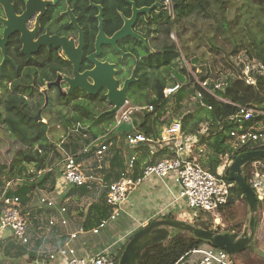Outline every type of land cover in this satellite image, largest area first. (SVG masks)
Masks as SVG:
<instances>
[{"label":"trees","instance_id":"obj_1","mask_svg":"<svg viewBox=\"0 0 264 264\" xmlns=\"http://www.w3.org/2000/svg\"><path fill=\"white\" fill-rule=\"evenodd\" d=\"M171 1L174 9V18L172 19L168 13L165 12L167 22L160 25V32L162 34L164 33L169 39L174 32H177L179 38L183 39L180 44L181 46H177L174 42L167 43L163 41L159 46L160 54L152 55L147 59L150 68L148 67L146 70L142 69L141 84H139L130 95V102L133 105L153 107L152 112L138 115L137 117L138 119L141 118V120L137 119L139 124L137 132L146 135L152 141L160 140L164 125L167 124L166 126H169V123H172V121L162 120L166 114H169V116L173 115V108L170 102L174 103V105L176 104V111L178 112L181 110L182 102L193 97L195 90L199 88L189 69L184 68L183 70H179L177 66L181 58H185L183 60H186L190 64L191 70L193 72L198 71L196 64L200 59H192L194 52H191L187 45L188 40L184 38V33L187 31L188 24L192 25L193 22H197L199 19L207 20L210 30L204 28L198 31L200 36L199 40L207 41L209 45L219 49L220 47L217 45V40H228L231 43V53L228 54L221 47V49L227 53L228 57L238 56L239 54L247 52L251 57L250 60H256L264 66V0ZM165 17L163 15L162 20ZM200 48H202V43L199 44L195 50H199ZM228 60V65L226 63L227 68L234 70L233 73L236 74L228 77L227 87H224L218 95L229 102L220 103L213 97L206 95L212 109L209 110L207 107L197 105L195 106V111L186 114L181 122L182 134L186 137H196L198 145L204 149L200 163L204 168L216 175L220 167L225 164L224 159L227 155H229L232 160H235L243 153L264 150V145L250 146L245 149L236 150L230 147L231 134L238 130L240 126V123L234 119L240 112V108L236 105L251 107L257 111L264 112V71L257 75L256 85L251 86L246 84L242 79L243 70L241 66L237 65L235 60ZM229 65L231 68L228 67ZM197 77L199 80L205 81L210 78V71L206 67H203L202 71L197 73ZM214 78L213 80L220 79L219 76H215ZM46 81H49V78L42 77L39 81L40 85H44ZM20 82H26V80ZM177 84L182 85V89L170 98H166V88ZM187 86H191V89L188 91L186 89ZM192 86H195V88ZM4 87V84L0 82V89ZM15 91L17 90L15 89ZM9 95L10 93L7 92V96ZM22 95L23 93H21V95L15 93L11 95V99L20 101H14L15 105H7L6 107L8 111H13L20 116L22 118V123L25 118H31V124L34 125L35 128L34 137L26 139L27 145L25 147H22V145L21 147L15 146L16 141L17 143L20 142L16 135L10 133L9 129L5 126L6 119L2 118L0 115V127L4 130V138L0 136V145L3 144L0 150V179L8 175L20 181L16 187L11 188V185L8 184L4 191H0V202L2 201L3 194L6 192L7 198H18L21 205L26 206L32 201L36 191H40V189L43 188L49 189L47 188L49 182L52 183L53 189L55 188L57 177L61 174L58 165L65 159L66 154L78 155V152L84 147L92 146V142L95 138H99V135L107 134L108 129L114 123L115 115L99 117L102 109L105 108V104L100 101L95 102L87 98L84 102L74 103L70 108L71 111L79 115L82 121L84 120L86 123L78 126L76 131L78 134L72 135V139L69 140L70 143L65 145L62 149L57 147L58 145L53 143L50 139L47 133L48 124L43 122L44 119L42 118L40 121L36 119V114H38L39 110L42 108V101L36 102L34 98L35 95L32 96L29 94V100H26V96L24 98ZM38 96L42 97L41 95ZM2 97L3 94H1L0 99ZM16 106L20 108V112L17 111ZM258 120H264V118ZM255 122L256 120L245 122L244 128L253 126ZM64 125L65 127H70L69 121H65ZM203 127L206 131L202 134L201 131ZM68 130L69 128H67V131ZM127 137L128 134L111 133L104 139L105 144H112L111 149L112 147L114 148V155L118 160H123L122 156L125 157L123 150L128 148ZM118 139L120 143H118ZM93 151H95V149ZM88 156H90V154L78 155L76 158L77 161L80 162L84 157ZM173 156L174 155L170 153V148L158 149L154 155H151L148 147H144L140 160L137 163L134 177H138L141 174L142 167L145 168L148 165H155L162 159L171 158ZM1 159L4 160L5 163H1ZM256 161H261L264 164V159ZM254 162L248 163L243 168V177L247 182H250L252 165ZM29 166L34 167L35 173L31 176L33 177L32 179H24L22 177L26 176L25 172ZM40 172L41 175H39ZM224 177L229 183H232L234 187L232 188L227 205L220 209L221 216L226 217L229 214L230 217L235 218L237 215L236 208L238 203L240 201L245 202L247 205L248 203L241 186L231 181L230 168L225 169ZM3 184L4 183L0 182L1 187ZM73 190H78L81 195H86L90 191L87 187L74 188ZM1 205L2 203H0V206ZM260 209H264V203L258 201L257 211ZM111 212L112 209L106 204L104 199L101 200V203H99L96 209L90 213L92 214L94 222H89L91 225L89 227H99L101 221L110 218ZM163 219L168 220L172 218L168 215ZM254 219L257 224L258 219ZM211 221L212 219L210 218V222ZM197 222H199V225L193 226L198 229L210 231L215 234L221 231V228L213 230L211 225L208 226L199 219H197ZM111 223L114 222H110L108 226ZM242 227V224H239L229 228L227 231L240 233ZM187 234L188 231H178L164 242L149 245L142 253L137 264H176L181 258L186 257L195 249L212 247L209 241L197 237H189ZM132 237L128 239L124 246L116 250L115 255H112L116 264H120L125 249ZM31 258L35 260V257L32 256Z\"/></svg>","mask_w":264,"mask_h":264},{"label":"flooded vegetation","instance_id":"obj_2","mask_svg":"<svg viewBox=\"0 0 264 264\" xmlns=\"http://www.w3.org/2000/svg\"><path fill=\"white\" fill-rule=\"evenodd\" d=\"M0 2L6 6L11 17V34L4 40L5 13L0 8V19H2L0 42L6 47V56L0 51V82L6 81L8 85L11 79L8 76L10 73L11 83H17L13 86L17 90H14L15 94L21 95L23 91H27V95L34 93L35 99L41 95L42 97L38 96V101H42L43 104L36 116L37 119L41 112L40 120L43 118L42 115L47 114L54 107L62 106L70 109L74 103L84 102L87 98L105 104L101 116L106 117L107 115L104 114L111 110L105 89L96 95H89L81 90L69 94L70 86L67 82L75 78V64L61 49L57 50L49 46L52 39H66L76 52H81V57L74 55L72 58L82 59L79 74L84 75L96 68L90 59L96 53V43L102 25L106 39L111 42L102 46L101 56L96 59L114 67L113 78L118 82L119 89H122L127 81L135 78L128 92V102L130 95L141 84L143 70L149 67L147 59L152 55L160 54L159 46L163 41L174 42L172 38L175 32L170 39L160 32V25L167 22L165 12L172 19L174 18V13L169 14L165 0L164 2L163 0H0ZM134 9L148 10L139 13L131 24L132 31L143 40L131 36L115 39L114 37L123 30L127 22L133 20ZM163 15L165 18L162 20ZM175 44L179 46L178 43ZM24 47H29L27 54L22 53ZM35 47L38 49L34 51ZM183 59L185 58H181L178 62L179 70L188 68L189 63ZM42 77L49 78L44 85H40L39 82ZM22 80L26 82H20ZM88 80L93 83L91 79ZM50 84L52 85L48 88ZM3 90L8 92L11 89L4 87ZM44 91H47V94ZM46 96L49 104L44 109ZM231 234H238L240 238L250 236L247 231L243 234Z\"/></svg>","mask_w":264,"mask_h":264},{"label":"built area","instance_id":"obj_3","mask_svg":"<svg viewBox=\"0 0 264 264\" xmlns=\"http://www.w3.org/2000/svg\"><path fill=\"white\" fill-rule=\"evenodd\" d=\"M166 8L169 14L174 13L171 0H165ZM237 65H240L243 70L242 79L246 84L255 86L257 83V75L264 71V66L256 60L250 59H235ZM187 67L196 80V85L199 88L195 90L194 97L203 107H207L204 100H207L206 95L213 97L217 102L228 103L222 99L218 93L227 87L228 82L222 83V77L218 80L209 78L201 81L197 77V72L191 70L190 64ZM195 88V86H192ZM182 89V85L177 84L170 86L165 90V97L170 98ZM1 94V92H0ZM208 101V100H207ZM239 114L234 118L240 123L238 130L232 132L230 139L231 149H245L250 146L264 145V112L257 111L251 107L238 106ZM211 110V105L207 107ZM153 111V107L135 106L130 102L115 115L113 125L108 129L107 135L116 132L120 125L132 124L137 120L138 115H143ZM256 120L255 124L249 128H244L245 122ZM138 121V120H137ZM182 119L173 120L169 126H166L161 139L152 141L146 135L137 132L134 129L128 133L127 145L129 154L127 157L126 171L122 176L113 183L106 185L103 178L89 174V170L83 164L77 161L78 155H89L93 150L92 146H86L78 155H67L59 164V172L65 180L66 184L74 188L87 187L93 190L95 185L100 186V190L105 189V202L112 209L110 218L100 223L99 227L94 230L98 234L100 230L105 229L110 222L117 221L120 218L122 207L128 200L132 191L138 188L146 179L151 176L165 180L168 177H173L181 186L179 198L185 201L186 206L194 213L204 212L215 217V220L220 217V209L225 207L231 196V191L234 185L229 183L224 177L226 168H230L234 162L229 155L226 156L227 162L222 165L216 174L203 167L200 163L199 156H202L204 149L198 143H192L194 136L185 138L187 150L183 151V143L181 142L182 134ZM205 128H202L201 133H205ZM107 135L103 137L106 138ZM196 138V137H195ZM175 149V154L171 158H164L155 165H148L141 169V174L135 176V170L138 161L142 155L144 147H148L149 153L154 155L158 149L163 148ZM109 150L107 144L99 145L95 148L94 156L97 163V170L102 171L106 153ZM41 174V173H40ZM98 181V182H97ZM253 189L258 201L264 203V164L261 161H255L252 165V176L248 182ZM0 233H12L15 241L18 244L28 245L29 239V222L23 212L22 205L18 198H7L5 192L0 202ZM43 206L54 209L55 204L41 200ZM62 213H66V208H62ZM68 224L67 220L62 222L63 226ZM55 226L53 220L50 223ZM76 238V236H72ZM54 258V257H52ZM47 259L42 257L39 264H45ZM67 264H116L111 257L109 250L100 252L93 257L75 256L74 250H71V258ZM176 264H234L232 257L224 250L209 247L206 249H195L186 257L181 258Z\"/></svg>","mask_w":264,"mask_h":264},{"label":"crops","instance_id":"obj_4","mask_svg":"<svg viewBox=\"0 0 264 264\" xmlns=\"http://www.w3.org/2000/svg\"><path fill=\"white\" fill-rule=\"evenodd\" d=\"M103 136L99 135V138L93 140L92 143L95 145L92 144V150L98 145L105 144V138ZM185 138L188 137H181L183 151H186L188 147ZM193 138L194 142L197 143V138ZM100 140L102 142L98 143ZM118 143H120L119 139ZM111 145H108L109 150L106 153L102 171L97 170L94 151L90 153V156L84 157L80 161L89 170L90 175L92 174L96 177L103 178L106 185L115 182L126 171L127 157L129 154V149L123 148L126 158L122 156L123 160H118L112 152ZM170 153L172 155L175 154L173 146L170 148ZM67 155L75 154L67 153ZM4 189L5 187H2L1 191H4ZM52 189L53 187L50 190L40 189V191L46 190V192H44L45 194H40L38 203L35 201L32 203L31 201L28 205L22 206L23 212L29 222L28 233L31 246H29L30 244L27 246L18 244L10 232L0 233V264H39L42 257L47 259L45 264H67L71 258V250H74L75 256L78 258L93 257L100 252L109 250L113 258L112 255L116 254L118 248L124 246L130 237L148 226L152 221L165 220L163 219L164 217L178 214L180 212L179 209L187 207L185 201L179 198L181 186L173 177L162 180L151 176L132 191L122 207L120 218L96 234L94 230L97 228L89 227L91 226L89 222H94L92 214L90 213L96 209L99 203H101V200L104 199L105 201V189L100 190V186L95 185L94 189L90 190L86 195L76 194L73 190L74 187L67 185L61 174L58 175L56 186ZM46 194L54 195L57 199V202H53L55 204L54 209H50L41 204V200L45 199ZM79 202L84 203V206L80 205ZM85 202H87L88 208L81 212L71 211L69 207L70 204L73 206L78 204L77 206L80 205L82 208H85ZM62 208H66L67 212L62 213ZM33 211L35 213L43 212L44 217L38 216L33 222L30 217V215H33ZM211 217L213 218V216ZM220 217H222L221 212ZM220 217L216 222L220 220ZM53 220L56 221L55 226L50 225ZM65 220H67L68 224L63 226L62 222ZM182 220L179 219L177 221L184 222ZM262 220H260V222L262 221L261 223L258 221L255 224L254 239L257 238V242L263 244L264 219ZM219 226L220 223L213 230L219 229ZM170 230L171 234L184 231L178 229ZM227 233L231 234L232 232L227 231L222 233L220 231L218 234ZM74 235L76 238H72ZM254 239L251 244H253ZM32 256L35 257V260L31 258Z\"/></svg>","mask_w":264,"mask_h":264},{"label":"rangeland","instance_id":"obj_5","mask_svg":"<svg viewBox=\"0 0 264 264\" xmlns=\"http://www.w3.org/2000/svg\"><path fill=\"white\" fill-rule=\"evenodd\" d=\"M204 28H207L210 30L208 26V21L205 19H199V21L193 22L192 25L188 24L187 31L184 33L185 34L184 38L188 40L187 45L189 49L191 50V52L195 53V54L193 53L192 59H200V61L196 64L198 68V73L202 71L203 67H206L210 71V78L215 79L214 78L215 76H219L220 78L222 77L221 78L222 83L228 82V77L230 75L232 76L236 74V73H233L234 70L227 68L226 63L228 65V61H229L228 59H232V61H234L235 59H251V57L249 56L247 52L239 54L238 56L228 57L227 53L229 54L232 51L231 43L228 40H224V39L217 40V45L220 47V49L209 45V42L207 41L199 40L200 36L198 34V31H201ZM178 36L179 35H177V33L175 32L172 39L175 43H178L180 45L183 39L179 38ZM201 43H202V48H200L199 50L198 49L195 50L196 47H198V45ZM221 47L227 53H225L221 49ZM230 65L228 67H230ZM8 76L11 78L10 80H12V76L10 73ZM10 80L8 81V85L6 81L2 82L4 86L6 87V89L8 90L11 89V90L8 91L10 95L7 96V92H5V90L2 89L4 94H3V97L0 99V115L2 116V118L6 119L5 126L9 129L10 133L12 135H16V137L18 138L20 142V143H17L16 141L15 146L21 147L22 145V147H25L27 145L26 139L34 137L35 128H34V125L31 124L32 123L30 121L31 118L30 119L28 117L25 118L24 122L22 123L21 122L22 118L20 116L15 114L13 111L7 110V107H6L7 105L13 106L15 105L16 101L17 102L20 101V100H13L10 98L11 95H14L15 89L13 88V86L17 84V83L12 84ZM186 89L188 91L189 89H191V86H187ZM22 93H23L22 96L25 98L24 95H26V100H29L27 91H23ZM193 97H191L190 99H186L184 102H182L181 110H179L178 112L176 111V107H177L176 104L174 105V103L170 102V105H172V108H173V111H172L173 115L169 116V114H166L162 118V120L163 121H173V120L183 119L186 114L195 111V106L201 105V104ZM38 99L39 97L37 96V99L35 100L38 101ZM16 108H17V111L20 112V108L18 106H16ZM42 117L44 119L43 122L45 121L48 124L47 133L50 139L52 140L53 143L58 145L57 147L62 148V149L64 148L65 145L70 143L69 140L72 139L71 138L72 135L78 134V132H76L78 126L80 124L83 125L86 123V121L84 120L82 121V118L79 115L71 111V109L65 108L62 106L56 107V108L54 107L53 110L49 111L47 114L42 115ZM138 120H141V118H139ZM65 121L66 122L69 121L70 127H65L64 125ZM166 125H164L163 129H165ZM67 128H69L68 131H67ZM163 129H162V133H163ZM3 134H4V130L3 128L0 127V136L4 138ZM100 142H102V140L98 141V143ZM191 142L194 144L196 143L194 142V138H192ZM78 143H79V140H78ZM2 146L3 144L0 145V150L2 149ZM112 152L114 153L113 147H112ZM202 157L203 156H199L200 161ZM225 162H227L226 157H225ZM1 163H5V161L1 159ZM34 171H35L34 167L29 166L27 168V171L25 172L26 176L27 175L28 176L27 177L23 176L22 178L32 179L33 177L31 176L35 173ZM40 173L39 175H41ZM0 182L4 183L2 187H6L8 186V184H10L11 188H14L17 186V184H19L20 181L16 178L14 179L12 176L7 175L5 178L0 179ZM49 185L50 186L48 187L50 189L52 187V183L49 182ZM2 187L0 186V191ZM42 191L41 192L36 191V193L34 194V198L32 199V203L34 201L38 203V200L40 199V194L46 192V190H42ZM74 193L81 194L78 190L74 191ZM45 199L50 202H57V199L55 198V196L51 194L50 195L46 194ZM79 203L80 205L84 206V203L82 202H79ZM77 205L78 204H75L73 206L70 204L69 207L71 211L81 212L82 210H87L88 208L87 202H85V208H82V206L80 205L77 206ZM179 211L180 212L178 214L170 215L173 220L183 219L182 221H184L185 223H188L191 225H199V222H197V219H199L201 222L206 223L208 226L211 225L212 229H215L216 225L220 223L219 227L222 229L221 230L222 233L227 232L229 228L242 224L243 227L240 233L243 234L245 233V231H247L248 236L251 235L250 223H251L252 218L253 217L257 218L259 222L260 220L264 219V209H260L255 214H253L250 210L249 205H247L243 201H240L237 205V208H236L237 215L235 216V218L230 217V215L228 214L226 217L224 216L220 217V220L218 222H216L217 219L215 220V217L212 218L211 215H209L208 213H204L201 211L198 213H194L191 210H189L188 207L179 209ZM38 216L44 217L43 212L35 213V211H33V215H30L31 220L33 222H34V219ZM210 218L212 219L211 222H210ZM172 235L173 233L170 236L172 237ZM187 235L189 237L196 238V236H194L195 234L192 232H188ZM24 246H27V245H24ZM29 246H31V244ZM231 257L235 264H264V243L262 244L260 242H257V238H256L254 239L253 244H250V246L246 250H244L243 252L237 253L235 255H231Z\"/></svg>","mask_w":264,"mask_h":264},{"label":"water","instance_id":"obj_6","mask_svg":"<svg viewBox=\"0 0 264 264\" xmlns=\"http://www.w3.org/2000/svg\"><path fill=\"white\" fill-rule=\"evenodd\" d=\"M0 8L5 13V21L4 24L6 26V30L4 32V40L11 34L10 22L11 17L9 16L8 10L6 6L0 2ZM134 17L133 20L128 21L127 25L120 31L114 38L120 39L127 36H131L133 38L143 40L142 37L136 35L132 29L131 24L135 21L137 15L139 13L147 12L148 10L144 9L141 11H136L134 9ZM2 21V19H0ZM24 34V33H23ZM43 40V39H42ZM1 41V40H0ZM111 41L106 39V36L103 32V26H100V34L96 43V53L91 57V61L96 65V68L84 75L79 74L80 63L82 59H73L74 55L79 57L82 56L81 52H76L71 46V43L66 39H52L50 41L51 47L59 50L61 49L65 56L70 58L71 61L75 64V78L68 80V84L70 86L69 94L72 95L76 90H81L84 93L89 95H96L101 90H107V100L110 103L111 110L106 112L104 115H116L125 105L128 99V92L130 90V86L135 78L129 80L125 83L122 89H119L118 82L113 78L114 75V67L107 64L101 63L96 58L101 56L102 46L104 44H108ZM0 51L4 56H6V47L5 44L0 42ZM40 44V43H39ZM29 47H24L23 54H27ZM37 50L38 47L34 48ZM6 61V60H5ZM4 61V62H5ZM88 79H91L93 83H90ZM52 84L48 86L51 87ZM54 85L59 86L57 83ZM61 89V88H59ZM47 94V91H44ZM48 97L46 96V104L44 109L48 106ZM205 105L209 106V101L204 100ZM41 112L37 117V121H40ZM139 126L137 120H135L132 124L120 125L117 127L116 132L118 134H128L132 132L134 129H137ZM264 159V150L250 151L241 154L238 156L230 167V179L233 182H236L241 186L243 192L245 194L247 203L250 207V210L253 214L257 212L258 209V200L255 196V193L246 179L243 177V168L250 162H254L256 160ZM255 219L254 217L251 220V236L240 238L238 234H218L215 235L213 232L205 231L202 229H198L193 225L180 222L173 219L168 220H160L151 222L146 228L134 234L130 242L128 243L125 252L121 258L120 264H137L138 260L141 258L142 253L145 249L153 244L158 242H164L167 240L171 234L170 229H178L185 230L188 232H192L195 234L197 238L202 240L209 241L212 244V247L221 249L229 253L230 255H235L237 253L243 252L246 250L250 244L252 243L255 235Z\"/></svg>","mask_w":264,"mask_h":264},{"label":"clouds","instance_id":"obj_7","mask_svg":"<svg viewBox=\"0 0 264 264\" xmlns=\"http://www.w3.org/2000/svg\"><path fill=\"white\" fill-rule=\"evenodd\" d=\"M1 90H2V89H0V92H1ZM2 93H3V92H1V94H2ZM1 94H0V96H1ZM44 122H45V121H44ZM234 161H235V160H234Z\"/></svg>","mask_w":264,"mask_h":264}]
</instances>
